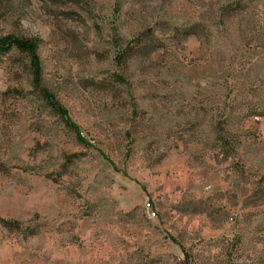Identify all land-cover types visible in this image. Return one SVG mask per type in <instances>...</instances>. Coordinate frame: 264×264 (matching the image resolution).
I'll list each match as a JSON object with an SVG mask.
<instances>
[{
	"label": "rangeland",
	"instance_id": "374dc122",
	"mask_svg": "<svg viewBox=\"0 0 264 264\" xmlns=\"http://www.w3.org/2000/svg\"><path fill=\"white\" fill-rule=\"evenodd\" d=\"M7 34L83 137L0 53V264H264V0H0Z\"/></svg>",
	"mask_w": 264,
	"mask_h": 264
},
{
	"label": "trees",
	"instance_id": "16d2710c",
	"mask_svg": "<svg viewBox=\"0 0 264 264\" xmlns=\"http://www.w3.org/2000/svg\"><path fill=\"white\" fill-rule=\"evenodd\" d=\"M39 43L40 39L38 37H26V36H15L7 34L0 37V53H3L15 46L18 50L23 52L29 59L30 67L33 74V84L34 87L41 93L43 99L48 103V105L53 108L60 116H62L67 125L72 128L80 138L82 134L79 130V125L74 120L71 119L69 110L56 98L54 93L50 91L46 86H44L42 79V65L39 54ZM135 46L129 44L122 48V51L117 54V59L121 62L127 60V58L132 55L135 50Z\"/></svg>",
	"mask_w": 264,
	"mask_h": 264
},
{
	"label": "built area",
	"instance_id": "2783aa9c",
	"mask_svg": "<svg viewBox=\"0 0 264 264\" xmlns=\"http://www.w3.org/2000/svg\"><path fill=\"white\" fill-rule=\"evenodd\" d=\"M147 205L149 206L150 210H152L153 206L151 204V202H147ZM152 214L154 215L156 212L154 210H152Z\"/></svg>",
	"mask_w": 264,
	"mask_h": 264
}]
</instances>
